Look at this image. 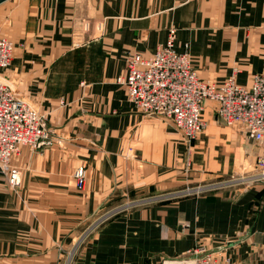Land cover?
Wrapping results in <instances>:
<instances>
[{
    "label": "crops",
    "instance_id": "obj_1",
    "mask_svg": "<svg viewBox=\"0 0 264 264\" xmlns=\"http://www.w3.org/2000/svg\"><path fill=\"white\" fill-rule=\"evenodd\" d=\"M5 15L0 34L14 50L3 75L46 115L56 143L11 159L17 187L0 171V264H68L99 212L250 171L264 154L209 101L203 130L186 144L169 120L136 111L117 83L127 55L151 57L174 29V51L189 54L200 79L234 75L249 86L264 75V0H16ZM79 166L82 191L72 179ZM238 192L128 208L69 264H163L197 244L218 264H264V183Z\"/></svg>",
    "mask_w": 264,
    "mask_h": 264
},
{
    "label": "built area",
    "instance_id": "obj_2",
    "mask_svg": "<svg viewBox=\"0 0 264 264\" xmlns=\"http://www.w3.org/2000/svg\"><path fill=\"white\" fill-rule=\"evenodd\" d=\"M174 33L175 30L171 29L166 45L159 47L151 57L135 53L125 57V73L118 77L117 83L126 90L127 99L135 110L146 116L169 120L186 144H190L204 128V104L213 102L222 124L239 126L254 143L264 144V75L254 76L249 86L238 85L234 75L221 83L200 79L191 67L189 54L174 51ZM13 50L14 44L0 37V171L7 173L11 188L17 187L21 179L20 171L10 168L11 159L23 148L39 150L56 143L52 131L47 128L46 115L31 106L3 75L11 65ZM59 104L65 106L62 100ZM127 157L134 158V155L130 152ZM72 179L78 191L84 190V167H77ZM262 183L264 154L256 159L250 171L135 203L125 201L108 211L99 212L82 231L76 244L80 246L103 223L136 205L199 197L229 189L245 193ZM163 264H218V257L197 244L183 257L165 260Z\"/></svg>",
    "mask_w": 264,
    "mask_h": 264
},
{
    "label": "rangeland",
    "instance_id": "obj_3",
    "mask_svg": "<svg viewBox=\"0 0 264 264\" xmlns=\"http://www.w3.org/2000/svg\"><path fill=\"white\" fill-rule=\"evenodd\" d=\"M16 0H7L6 2H4L3 4H0V28H3L4 26V21L2 22V19H4L6 17L5 13L8 12L11 8V5L15 2ZM0 37L6 38L7 37L3 36L0 34ZM9 40V39H8ZM90 224V223H89ZM89 226V225H88ZM80 236V235H79ZM90 237V236H89ZM75 248H73V252L75 253V251H77L79 249L80 246H78V243L75 244ZM74 253L72 254V258L74 257ZM71 262V261H70Z\"/></svg>",
    "mask_w": 264,
    "mask_h": 264
},
{
    "label": "water",
    "instance_id": "obj_4",
    "mask_svg": "<svg viewBox=\"0 0 264 264\" xmlns=\"http://www.w3.org/2000/svg\"><path fill=\"white\" fill-rule=\"evenodd\" d=\"M7 0H0V4H2V3H4V2H6Z\"/></svg>",
    "mask_w": 264,
    "mask_h": 264
}]
</instances>
